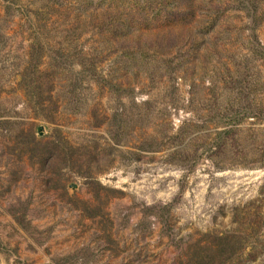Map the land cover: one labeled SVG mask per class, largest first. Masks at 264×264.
I'll return each mask as SVG.
<instances>
[{"label":"rangeland","instance_id":"374dc122","mask_svg":"<svg viewBox=\"0 0 264 264\" xmlns=\"http://www.w3.org/2000/svg\"><path fill=\"white\" fill-rule=\"evenodd\" d=\"M201 256L264 264V0H0V264Z\"/></svg>","mask_w":264,"mask_h":264},{"label":"trees","instance_id":"16d2710c","mask_svg":"<svg viewBox=\"0 0 264 264\" xmlns=\"http://www.w3.org/2000/svg\"><path fill=\"white\" fill-rule=\"evenodd\" d=\"M219 239H224V237L221 236V237H219ZM200 258H201V260L199 259V262H198L199 264H208L207 263L208 261H205L206 257L203 258V256H201Z\"/></svg>","mask_w":264,"mask_h":264}]
</instances>
